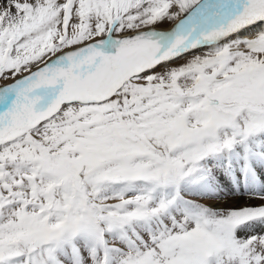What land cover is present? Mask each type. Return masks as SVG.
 <instances>
[{
  "label": "rangeland",
  "instance_id": "1",
  "mask_svg": "<svg viewBox=\"0 0 264 264\" xmlns=\"http://www.w3.org/2000/svg\"><path fill=\"white\" fill-rule=\"evenodd\" d=\"M196 1L0 0V87L67 49L90 45L94 51L105 42L114 17L113 37L166 30ZM245 7L226 14L231 17L226 25L224 18L216 19L220 23L215 21L213 30L195 37L193 51L130 78L113 95L66 103L38 124L4 131L0 264H150L146 259L208 264L226 256L218 262L231 264L243 259L238 258L242 248L235 251L242 240L238 228L249 222L261 227L264 208L229 210L230 217H219L227 226L210 238L206 231L212 225L204 221L200 227L196 209L179 208L201 206L204 186L221 190L220 173L228 177V172L217 166V158L224 149L241 151L246 144L244 151L251 154L250 143H263L264 30L208 45L217 33L245 21ZM62 58H55L56 64L68 63L70 56ZM80 66L75 68L88 67L85 72L102 67ZM5 106L1 102L0 110ZM40 110L46 109L29 110L28 117ZM246 165L252 176L253 165ZM196 184L203 185L189 195ZM175 206L177 213L168 214Z\"/></svg>",
  "mask_w": 264,
  "mask_h": 264
},
{
  "label": "bare ground",
  "instance_id": "2",
  "mask_svg": "<svg viewBox=\"0 0 264 264\" xmlns=\"http://www.w3.org/2000/svg\"><path fill=\"white\" fill-rule=\"evenodd\" d=\"M127 1L128 0H126L125 5H127ZM186 1L187 3L189 2V0H186ZM244 4H246V7L244 9L248 8L247 10L244 11L246 12V14L244 15V18H246L247 16V18L249 17L248 18L249 20L246 21L247 19L246 18L244 22L239 21L238 24L232 25V27H230V29H228L227 32L222 31L223 33V34L221 33L222 35L216 32L217 36L213 37L212 40L209 39L208 43H211V42L216 43L217 41L220 42L222 40H226L227 38L231 36L232 37L235 36L238 39H245L247 38V36L252 35L251 33L253 32L257 33L260 30L261 31L264 30V0H204L199 5L194 4L195 5L194 10H198L197 11L198 14L201 11L202 12L199 14L198 20L193 22L191 29L189 31H186L183 28L182 31H176L175 34L172 33L174 36H177L179 38L180 42L178 44H175V47L169 50H166L164 52L163 57L161 58V63L164 65L170 60H175L178 57L182 55L184 56V54L189 53L190 51H193L196 47V45L194 44L196 36L202 37L206 34V32L209 29L213 30V26L216 27L217 23H220V22H217L216 19L224 18L223 23L226 25L227 21L225 20L231 18V17L230 18L228 17L231 14H233L234 12L233 10L239 9L237 11V14H238L241 11L240 9H242ZM191 5L192 7L194 6L193 4ZM243 10H242V13H243ZM226 14H230V15L226 16ZM187 15L188 14L184 16V19ZM215 21L217 23H214ZM115 24L112 23V26L109 29V36H107L106 39H104L105 42H102L100 43V45L95 47L94 51L93 49L92 50L89 49L90 45H83V46H79L78 48L67 49L65 52H61L59 54L53 55V57L49 58L50 59L49 61H46L43 64L45 65L48 62L55 61L54 66H50L49 69L43 68V66L35 67V69H39V67L41 68L38 71V73H34L31 75V77H28L26 79L19 77L20 80L17 79L18 81L16 80L14 81V83L12 82L13 84H9L6 94L0 97V104L1 102H3V105H6L4 108L0 110V111H3V112H0V139L10 129L9 128L10 126L15 127L16 125L20 123H26V122H32L34 124L36 123L38 124V122L43 121L44 116L47 118V116L48 117L51 116L54 111H58L63 105H65L66 101H68V103L72 102V103H78V104H83V103L85 104L87 102L92 103L94 101L95 102L101 101L104 98L113 95L115 92L118 91L117 89L124 83V82L120 83L119 81L120 79L127 77L128 78L127 80H129L130 79L129 75L131 74L132 71L135 70V68L140 67V65L142 66L144 64H148V65L151 64L149 60H152L150 59L152 57V53L156 49L158 50L160 48L158 43L160 42V39L162 38V36L165 35L169 30V28L166 30H158L156 28H149L146 30L124 34L119 37H113L112 29H114ZM218 25L221 26L222 24H218ZM218 30H219V27H218ZM169 37H170V34L167 38ZM199 46L202 48L203 45L199 44ZM63 56L66 58L70 56V58L66 59L68 63H64L63 61H61L56 64L55 58L60 57L61 59H63L62 58ZM57 61H60V60H57ZM77 63H79V65L81 66L89 65V64L90 65H100L101 64L102 67L89 66L90 68L85 72L83 70H86V68L88 67L87 66L86 68L82 67L81 69L82 71H81L78 68H75L79 66L77 65ZM61 66H63L64 68ZM147 72L148 71L143 72L141 74H145ZM115 78H116V81H115ZM5 98H8L9 100ZM38 99L41 100L40 103L33 102L34 100H38ZM38 107L44 108L46 110L44 111L40 110V111H43V113L41 114V117H39L38 113L40 111H38L36 116H32V118L30 119L28 117L29 110H33ZM5 130L7 131L4 133ZM262 139H263V145L260 147V149H258L259 158H257L256 156V159L258 160L255 161L253 159H250L248 160V163H247V165H253L255 167V170H258L256 171L258 177L253 179L252 185H248L246 183V180L245 181L243 180V182L241 181L240 184L232 180L226 181L227 180L226 177L222 173H220L222 175V176L220 175V178H221L220 185H218L219 187H221L220 191L210 185L204 186V197L203 196L201 197L202 198L201 201H203L202 205L205 207V211H201L200 207H196V206H189L187 209L182 210V211H187L189 209L191 212L193 208L196 209V211L195 210L194 211L195 212L198 211V216L200 217L201 215H203V217L206 218V222L212 225L213 230L216 232H219L218 234H220V231L224 229L223 228L224 225L219 223L218 219H220L219 218L220 216H222V218L224 216L230 217L232 214L231 215L229 214L228 212L229 210L233 209L235 211L237 209L246 207V208L254 209L260 212L261 209L264 208V171L261 172V168H260L261 165L258 163H260L259 160L262 161L264 159V135L262 136ZM240 164H241L240 167L242 168L240 171V174H242L243 170L246 167L244 168V161L241 162ZM229 183H234L236 186L232 188L231 187L232 185ZM200 186L201 185H199V187ZM190 194L191 193H189V195ZM191 201L193 200H190V202ZM202 205L201 207H203ZM176 210L177 209H173L171 212H175ZM190 212L187 213V217H189L188 214H190ZM175 213H177V211ZM232 217L233 219L235 218L234 216ZM259 218H262V222H264V216L262 217L259 216ZM250 224L251 223L249 222V224L241 225L238 228V235L242 239L240 241V247L242 249L240 251L239 257L238 256L236 257L242 258L243 254H245L244 253L245 249L246 251L250 249L252 252L251 254L252 255L256 254L259 258H262L263 259L262 264H264V258H263L264 257V226L249 227L248 225ZM223 232H225V230ZM227 237L229 236L227 235ZM208 238H210V236ZM214 238L215 237H213V239ZM221 239H224V241H226L225 238H222V236H221ZM211 240H212V236H211L210 241ZM236 240L238 239L236 238ZM215 245H216L215 247L217 248L218 244H215ZM222 247L223 246H221L220 248L223 249ZM225 247L227 246L225 245ZM232 247H233V244H232ZM235 248H233L235 249V251H239V247H235ZM224 250L225 248L223 249V251ZM212 252L214 251L212 250ZM219 252H221V250ZM221 256L222 255L220 254V257ZM227 257L228 256H226L225 260H227ZM236 257L234 256L233 259ZM221 259L222 260H220L218 257V260L220 261L224 260L223 257H221ZM246 261H247V258H246ZM192 262L190 261L189 263L186 262L184 264H195ZM204 262H202V264ZM220 264H224V263H220ZM227 264H229V262Z\"/></svg>",
  "mask_w": 264,
  "mask_h": 264
},
{
  "label": "water",
  "instance_id": "3",
  "mask_svg": "<svg viewBox=\"0 0 264 264\" xmlns=\"http://www.w3.org/2000/svg\"><path fill=\"white\" fill-rule=\"evenodd\" d=\"M195 5H199V4L197 3V4H195ZM195 5L193 6V8H192L191 10H194ZM184 14L186 15L187 13H186V12L183 13V16H185ZM191 14H192V15L189 14V15L185 18L184 21H180L179 23L173 25V26L168 30V32H167L165 35L162 36L160 42L158 43V45L160 46V48H159L158 50L156 49V50H155L156 52L154 51V52L152 53V57L150 58V59H152V60H149L150 62L152 61L153 63H152L150 66H148L147 68H149V67H150V68H151V67H154L159 61H161V58L163 57L164 52L173 46V44H174L173 42H174V41H175V42L178 41V38H176V36H174L172 33L175 34L176 31H181L183 28H184V30H186V31L190 30V28H191V26H192L194 20H196L197 17H198V15H199V14L197 15V13L195 12V10H194V14H193V13H191ZM169 34H170V37L167 38V37L169 36ZM54 63H55V61H54V62H48V63H46L45 65H43V68L49 69L50 66H54V65H55ZM40 69H41V68H39V69H37V70L35 69V70H33V71H31V72L25 74V77H24V78H28V77L31 76L32 74L37 73ZM143 70H144V68H142V70H140V71H143ZM135 73H138V70H137V69L134 70L133 72H131V74H135ZM112 78H113V77H112ZM121 81H122V80H121ZM13 83H14V82H13ZM13 83H11V84H13ZM7 88H8V85H6L5 87H1V88H0V97H1V96H4V95L6 94Z\"/></svg>",
  "mask_w": 264,
  "mask_h": 264
}]
</instances>
